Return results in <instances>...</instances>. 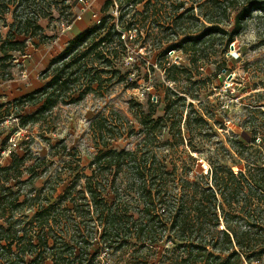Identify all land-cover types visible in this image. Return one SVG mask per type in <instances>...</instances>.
Masks as SVG:
<instances>
[{
	"label": "trees",
	"instance_id": "16d2710c",
	"mask_svg": "<svg viewBox=\"0 0 264 264\" xmlns=\"http://www.w3.org/2000/svg\"><path fill=\"white\" fill-rule=\"evenodd\" d=\"M65 1L0 0L2 27L8 28L5 36L0 30V81L11 75L10 67L14 65L16 54H25L26 41L38 36L40 32L44 34L45 28L40 20L52 18L57 21L62 17V12L70 8ZM120 1L122 4L123 0ZM124 2L127 6L144 0ZM151 2H144L141 16L145 19ZM226 2V5L224 0L211 4L213 8L205 14L211 24L209 27L172 43L161 55L167 56L170 50L184 49L190 54L192 64L199 67L198 64L213 47L216 36L230 35L231 39L243 31L244 23L253 16L254 11L264 13V0H244L234 17L232 32L229 33L221 26L219 18L221 14L227 16L229 9L236 7L237 1ZM113 3V0H106L103 9L108 11ZM178 6L180 8L183 3ZM194 8L193 5L190 9ZM10 14L13 21L8 23L6 16ZM124 16L120 15L116 22L117 19L112 15H106L100 25L90 27L72 38L64 51L49 63L45 72L50 73V81L34 92L15 99L14 104L28 101L34 105L41 104L36 111L43 113L52 110L59 102H65L64 98L71 94L74 86L80 84L81 77L85 82L80 84L79 95L71 99V102L82 100L88 93L95 91V82L101 87L105 71L86 69L87 59L94 52L98 62H109L113 70L111 48L117 49L112 44L115 42L120 45L121 52L127 54L126 43L121 39L117 25L126 30L133 23L124 25ZM177 25L173 23L172 26ZM161 27L167 29L166 26ZM56 35L43 36L53 40ZM140 38L127 42L133 43ZM87 43V49L80 51ZM163 70L167 81L177 84L184 80L192 82V68L169 62ZM111 72L113 75L110 78L118 74L116 71ZM177 88L165 86L164 98L157 101L150 98L147 110H143V104L138 103L134 113L137 124L128 129V138L139 136L134 148H109L105 132L116 127L110 126L107 120L97 121L96 131L98 138L104 141L103 148L97 150L90 162V174L75 176V185L71 184L67 188L64 198L58 203L37 205L36 199L41 196H34L35 205H28V199L21 200L22 190H14L13 185L0 181V264H99L101 253L126 252L132 242H135L134 247L137 249L144 247L156 253L161 249L164 237L173 245L166 250V260L161 261L162 264H253L255 256L262 257L264 227L257 221L256 213L262 211L261 206L264 204V139L261 137L257 143L256 131L250 133L244 129L230 143L244 157V170L234 171L225 161H211L203 172H193V181L189 180V174L185 172L180 184L173 179L176 178L175 169H168L166 157L173 148L184 145L185 141L192 151L199 149L191 137L188 139L182 131L188 102L186 94H190V88L178 85ZM189 106L193 107L192 103ZM159 110L163 111V115L156 117ZM193 112L188 111L184 122L189 134L200 129L201 124H209L204 114ZM210 118L215 119V124L219 123L217 116ZM166 131L172 134L171 140H164ZM200 135L205 136L201 132ZM8 139L2 142L0 156L7 147ZM156 142L170 145L164 146L168 153L161 151L158 156V152L151 148ZM28 161L30 158L25 149L23 155L12 150L7 165L1 169L6 174L12 171L17 173L12 177L8 175L4 181L18 178V183L23 177L21 168ZM29 170L35 171V166ZM124 170L127 172L128 183L122 186L117 181ZM33 179L34 176L30 181ZM81 181L83 186L79 187ZM179 184L183 190L177 197L171 188H177ZM78 188L77 194L71 193ZM109 189L114 193L113 201ZM132 192L135 193L134 204L128 201ZM164 203L166 209L160 215L158 204L161 206ZM28 208L35 211L33 216L26 214ZM259 218L262 219V215ZM220 226L223 228L220 229ZM147 264H160V261L153 260L150 263L149 260Z\"/></svg>",
	"mask_w": 264,
	"mask_h": 264
},
{
	"label": "rangeland",
	"instance_id": "374dc122",
	"mask_svg": "<svg viewBox=\"0 0 264 264\" xmlns=\"http://www.w3.org/2000/svg\"><path fill=\"white\" fill-rule=\"evenodd\" d=\"M69 1L67 5L70 8L62 12V19L65 20L72 19L78 7V0ZM105 1L94 0V10L101 13V17L109 15L110 9L108 11L103 9ZM215 1L223 0H159V2L152 0L148 17L145 19L141 16L144 12V9L141 10L142 4L137 3L134 8H130L123 0L119 14L125 15L123 24H138L144 31L143 37L129 44L133 59L136 55H141L139 59L126 60V53L121 52L120 45L114 42L112 45L117 50L111 48L113 51L110 54L113 67L111 70L109 62L108 64L105 61L98 62L94 52H91L86 69H104L102 86L98 87L95 82L93 84L95 91L88 93L82 100L71 102V99L78 97L80 84L85 82L81 77L80 84L74 86L71 94L64 98L65 102H59L52 110L43 113L37 112L41 104L34 105L31 101L14 104V101L22 98L26 93H32L45 86L51 79L50 73L45 72L51 60L64 51L72 38L95 25L87 16L88 21L84 18L76 22L72 29L60 33L58 21L52 18L40 20V24L45 28L43 35L53 36L52 30L58 36L56 35L53 40H47L40 32L38 36L29 38L26 41L25 54L18 53L15 56L14 65L10 67L11 75L7 76L6 80L0 81V148L2 142L9 138L7 147L2 150L0 156V181L13 185L14 190H22L21 200L28 199V205H35L34 196H41L36 199L37 205L58 203L64 198L67 188L71 184L75 185V176L90 174L89 164L97 150L103 148L104 141L98 138L96 131L97 121L107 120L110 126L116 127L110 132H105L108 139L105 138V141H108L109 148L118 150L134 148L139 136L128 138V129L137 124L134 113L138 103L143 104V110H147V102L150 98L154 101L163 99L165 86L177 88V85L181 88H190V94H186L188 102L184 111L182 131L188 139L191 137L193 144L198 146L199 150L192 151L185 141L184 145L170 151L165 160L170 171L175 169L176 178L173 179L180 182L185 177V172H188L189 180H192L194 171L203 172L208 167V163L216 160L225 161L234 171L244 170L246 163L244 157L230 143L244 129L250 133L256 131L257 143L260 142L261 137L264 139V13L254 11L253 16L244 23L243 31L237 36H232L231 39L230 35L216 36L213 47L198 64L199 67L192 64L190 54L184 49L175 50V54H170L172 51L170 50L167 56L161 55V52L172 43L180 41L190 33L197 34L205 27H209L211 24L205 14L213 8L211 4ZM236 1V7H231L228 11L229 16L221 14L219 18L221 26L229 33L233 29L234 17L244 2V0ZM224 2L226 5V0ZM181 3L183 6L178 8ZM193 5L195 8L191 10ZM6 17L8 23L13 21L11 14ZM173 23L178 25L174 27ZM2 25L3 19L0 16V30L5 36L8 28ZM161 26H166L167 29ZM159 41H162L160 49ZM142 44L145 46L143 49ZM88 46V43L85 44L80 51L86 50ZM177 57L179 59H176ZM175 59L177 62L174 61ZM169 62L182 64L188 69L192 68V82L184 80L177 84L167 81L163 68L168 66ZM111 71H116L118 74L110 78L113 75ZM187 73H190L189 70ZM190 103L193 107L189 106ZM193 110V114L197 111L204 114L209 124L206 126L201 124L200 129L189 134L184 122L188 111ZM31 114L33 116L29 117ZM159 115H163L162 110L157 112L156 117ZM214 115L217 116L218 124H215L214 118H210ZM201 126L204 128L202 129ZM200 132L205 136L200 135ZM166 139H172V134L170 135L168 131L164 134V140ZM156 145L153 144L151 148L158 152V156L161 151L168 153L164 146L170 145H160L158 142ZM24 149L30 161L21 168L23 177L18 183V178L4 181L8 175L12 177L17 173L12 171L6 174L1 169L7 165L10 152L15 150L23 155ZM33 165L35 171H30ZM125 170L117 181V184L122 186L128 183ZM33 176L34 179L30 181ZM81 183L79 187L83 186L82 181ZM180 184L177 188H171L175 190L173 193L177 197L183 190ZM78 192L79 188L71 193ZM109 192L113 201L114 193L111 189ZM134 198L135 193L132 192L128 201L134 204ZM27 203L25 205L28 207ZM261 208L262 211L259 210L256 217L264 227V204ZM28 209L26 214L33 216L35 213L33 208ZM164 209H166L165 203L161 206L158 204L160 215L163 214ZM136 215L139 216L138 213ZM260 215L263 220L259 218ZM222 228L223 226H220V229ZM134 243L132 242L126 252L119 251L114 254L104 251L98 258L101 261L99 264H139V262L147 264L149 260L150 263L155 260L162 264L161 261L166 260V250L173 245L167 237H164L161 249L159 248L160 250L155 253L154 250L148 251L144 247L137 249ZM253 264H264V255L255 256Z\"/></svg>",
	"mask_w": 264,
	"mask_h": 264
},
{
	"label": "built area",
	"instance_id": "2783aa9c",
	"mask_svg": "<svg viewBox=\"0 0 264 264\" xmlns=\"http://www.w3.org/2000/svg\"><path fill=\"white\" fill-rule=\"evenodd\" d=\"M113 6L110 8L109 10V15H112L116 20V22H118V17L120 16V4L121 1L120 0H113ZM67 2H70L69 0H66L65 3L67 4ZM78 7H77V11L73 14L72 19H62V17L57 20V25L60 28V33L63 32L65 33L66 31L70 30L73 28L74 24L78 21H81L85 18V16H89L91 17V19L94 22V25H100L103 18L101 17V13L96 12L94 10V0H78L77 1ZM130 8H134L135 4L131 3L129 5H127ZM118 27V31L121 33V39H123L126 43L127 46V54H126V60L128 59L129 61H133L135 60V58L140 57L141 55H136L133 59V56L130 54V47L129 44L127 42V40H137L138 38H140L141 36H144V31L141 30V28L139 27L138 24H132L131 27L129 29H120L119 26ZM143 45H141V48L143 49ZM140 48V49H141ZM170 54H175V50H172L170 52ZM176 59H179L178 57ZM174 60L175 62H177V60Z\"/></svg>",
	"mask_w": 264,
	"mask_h": 264
},
{
	"label": "crops",
	"instance_id": "0c3cea01",
	"mask_svg": "<svg viewBox=\"0 0 264 264\" xmlns=\"http://www.w3.org/2000/svg\"><path fill=\"white\" fill-rule=\"evenodd\" d=\"M145 1H146V0H144V2H145ZM144 2L140 3V5L142 4V6H141V10L144 9ZM87 16H88V15H87ZM87 16H85V20L88 21L89 18H90L89 20H92L91 17H90V15L88 16L89 18H88ZM43 26H44V25H43ZM51 32H52L53 34H56V33H55L54 31H52V30H51ZM57 36H58V35H57ZM29 93H31V92H29ZM29 93H26V94H29ZM26 94H24V95H26ZM7 161H8V160H7Z\"/></svg>",
	"mask_w": 264,
	"mask_h": 264
}]
</instances>
